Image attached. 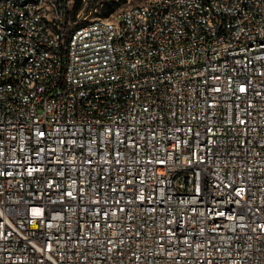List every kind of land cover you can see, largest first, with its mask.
Instances as JSON below:
<instances>
[{
  "label": "built area",
  "instance_id": "built-area-1",
  "mask_svg": "<svg viewBox=\"0 0 264 264\" xmlns=\"http://www.w3.org/2000/svg\"><path fill=\"white\" fill-rule=\"evenodd\" d=\"M0 264H264V0H0Z\"/></svg>",
  "mask_w": 264,
  "mask_h": 264
},
{
  "label": "rangeland",
  "instance_id": "rangeland-1",
  "mask_svg": "<svg viewBox=\"0 0 264 264\" xmlns=\"http://www.w3.org/2000/svg\"><path fill=\"white\" fill-rule=\"evenodd\" d=\"M145 1L148 0H75V11L81 18L87 20L107 18L121 8L141 4Z\"/></svg>",
  "mask_w": 264,
  "mask_h": 264
},
{
  "label": "snow or ice",
  "instance_id": "snow-or-ice-1",
  "mask_svg": "<svg viewBox=\"0 0 264 264\" xmlns=\"http://www.w3.org/2000/svg\"><path fill=\"white\" fill-rule=\"evenodd\" d=\"M244 89H241V91H243Z\"/></svg>",
  "mask_w": 264,
  "mask_h": 264
},
{
  "label": "trees",
  "instance_id": "trees-1",
  "mask_svg": "<svg viewBox=\"0 0 264 264\" xmlns=\"http://www.w3.org/2000/svg\"><path fill=\"white\" fill-rule=\"evenodd\" d=\"M112 11V10H111ZM76 12V11H75Z\"/></svg>",
  "mask_w": 264,
  "mask_h": 264
}]
</instances>
